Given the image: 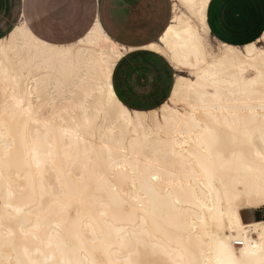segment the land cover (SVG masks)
Listing matches in <instances>:
<instances>
[{"label":"bare ground","instance_id":"obj_1","mask_svg":"<svg viewBox=\"0 0 264 264\" xmlns=\"http://www.w3.org/2000/svg\"><path fill=\"white\" fill-rule=\"evenodd\" d=\"M175 11L170 39L197 41L199 7ZM244 48L179 91L162 133L92 131L87 61L0 53V264H261L264 218L242 211L264 189V59Z\"/></svg>","mask_w":264,"mask_h":264},{"label":"snow or ice","instance_id":"obj_2","mask_svg":"<svg viewBox=\"0 0 264 264\" xmlns=\"http://www.w3.org/2000/svg\"><path fill=\"white\" fill-rule=\"evenodd\" d=\"M108 2L65 0L61 5L54 0H23L21 7L18 0L14 15H0V53L22 49L65 66L82 67L88 62L99 102L93 106L97 97L89 100L85 96L81 108L85 116L94 113L88 121L92 131L103 133L109 125L116 128L121 123L130 129L150 125L149 131H167L181 116L173 107L179 91L205 78L229 48L238 47L243 52L244 45L249 44L214 38L219 28H227L234 21L225 17L217 26L210 16L213 0H200L199 5L193 0H147L144 13H134L136 26L132 28L116 27L102 12ZM260 4L264 10V0ZM60 7L71 10L60 13ZM194 7H199V39H170L177 24L175 9ZM250 47L258 49L264 59V29L250 38ZM258 198L264 210V189ZM130 264L156 262L145 251Z\"/></svg>","mask_w":264,"mask_h":264},{"label":"crops","instance_id":"obj_3","mask_svg":"<svg viewBox=\"0 0 264 264\" xmlns=\"http://www.w3.org/2000/svg\"><path fill=\"white\" fill-rule=\"evenodd\" d=\"M65 0H54V4H64ZM18 0H0V15L11 17L17 10ZM147 0H109L102 6V12H106L118 28L135 27L133 18L135 12L144 13V5ZM19 4L23 5V0H19ZM135 5V8L131 6ZM68 7H60L57 9L60 13L70 11ZM214 23L219 26L225 17H230L234 23L227 28H219L216 37L223 38L240 45L245 41H249L253 36H257L264 29V10L261 8L260 0H213V6L210 13ZM260 209V208H258ZM257 209L242 211V217L246 213L254 212ZM264 213V211H259ZM261 214H254L253 218L248 220H258Z\"/></svg>","mask_w":264,"mask_h":264},{"label":"rangeland","instance_id":"obj_4","mask_svg":"<svg viewBox=\"0 0 264 264\" xmlns=\"http://www.w3.org/2000/svg\"><path fill=\"white\" fill-rule=\"evenodd\" d=\"M264 211V210H262L261 208L260 209H257L256 210V213L257 214H261L262 212H259V211ZM255 213V211L254 212H250V213H246L245 215H244V219L246 220V219H249V218H253V216H254V214H256ZM259 218H264V213H262V216H259Z\"/></svg>","mask_w":264,"mask_h":264}]
</instances>
